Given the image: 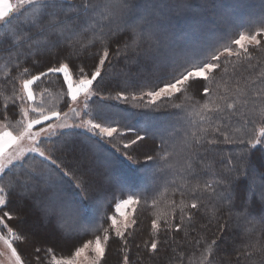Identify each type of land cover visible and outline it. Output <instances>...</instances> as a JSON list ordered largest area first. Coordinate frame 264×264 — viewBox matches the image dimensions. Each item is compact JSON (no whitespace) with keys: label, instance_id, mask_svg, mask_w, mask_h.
<instances>
[{"label":"snow or ice","instance_id":"6c2138e0","mask_svg":"<svg viewBox=\"0 0 264 264\" xmlns=\"http://www.w3.org/2000/svg\"><path fill=\"white\" fill-rule=\"evenodd\" d=\"M204 2L207 5L209 0ZM188 11L187 0H0V55L7 57L9 69L0 83L6 91L10 89L0 107V232L6 229V236L15 237V241H28V234L10 226L17 219L9 208L15 198L39 207L55 222L70 253L67 259L58 258L52 247L36 245L32 253L35 264H108L113 243L125 253L120 264H131L128 246L139 226L137 211L149 198H121L115 202V214L107 217L111 221L107 228L103 223L89 226L85 215L88 192L104 190L108 172L91 169L87 154L77 155L75 142L71 147L65 142L58 149L52 141V137L63 136L65 129L81 128L97 142L113 144L116 152L122 145L125 159L136 163L132 152L144 143L148 130L130 128L120 113H111L106 107L92 108L90 101L100 95L101 87L113 89L109 100L149 111L183 96L197 117L188 119L187 126L183 118L178 120L180 126L167 138L161 136L160 144L150 150L154 154L144 153L146 162L163 170L175 153V148L169 150V141L179 138L184 164L180 166L183 183L172 189L173 194L179 192L180 200H169V211L151 220V240L144 242L142 255L151 260L158 254L162 230L166 240L169 232L199 233L215 221L218 233H226L232 225L237 264L241 259L264 264V215H254L257 209H264V163L257 166L250 151L264 145V69L257 74L262 66L256 56L264 50V14L247 25L225 14L221 17L222 35L214 41L179 44L172 22ZM238 28L244 30L237 33ZM112 44L117 45L114 51ZM87 59L91 66L86 65ZM119 59L124 61L123 86L115 71L108 72ZM142 66L154 71L133 77V69ZM241 71L253 77L243 78L244 87L239 84ZM106 76L111 79L106 81ZM52 77L66 99L55 110H45L35 103V89ZM233 80L235 87L231 86ZM171 106L185 111L183 104ZM50 141L51 146H46ZM225 144L234 146L227 157L208 160L210 154L223 153ZM58 151L71 153L75 164L65 163L56 155ZM201 161L207 162L201 166ZM216 163L223 168L218 170ZM65 184L78 190L80 199L69 194ZM241 184L247 189L244 196L239 191ZM158 203L153 198L151 207ZM128 208L131 213L121 211ZM221 209L228 214L224 223L218 215ZM118 215L126 218L118 220ZM205 218L208 223L197 229V219ZM68 224L70 229L65 228ZM257 225L259 232L254 238ZM222 239L209 242L186 236L189 264H216ZM15 241L4 239L7 247L0 255L13 264H25L19 245L13 246Z\"/></svg>","mask_w":264,"mask_h":264},{"label":"trees","instance_id":"16d2710c","mask_svg":"<svg viewBox=\"0 0 264 264\" xmlns=\"http://www.w3.org/2000/svg\"><path fill=\"white\" fill-rule=\"evenodd\" d=\"M195 0L188 1L187 5H192L197 9V13L199 14V19H202L203 26L207 25L208 22H211V13L214 11V8H212V2L207 6L198 3H192ZM234 1V0H229ZM220 3V1H218ZM207 8V9H206ZM255 8H252V10ZM182 16L178 21H183ZM222 35V33H215L216 38L217 35ZM208 40V39H207ZM208 41L201 42V43H208ZM200 43V41H199ZM117 45L112 44V50L114 51L116 49ZM256 56L260 60L261 69H257V74L264 69V50H260L256 53ZM0 63H1V69H0V81H3L5 79V74L9 71L8 67H6L7 64V57L5 55H0ZM79 63V61H77ZM87 66H91V59H87L85 61ZM114 69L109 68L108 72L112 73L115 71V74L117 76L118 81L121 83V86H123V81L125 80V76L121 74V69L123 67L124 61L122 59L114 60ZM256 63V60H253V64ZM154 71V69L151 68V66L147 67H140V68H134L132 71V76L139 78L148 76L150 72ZM241 80L239 81L240 87H244L245 81L244 77H248V73L246 71H241ZM255 75V74H254ZM253 77H248V79H252ZM111 79V76H106V81ZM105 82H102L104 84ZM231 86H236V81L233 80L231 82ZM1 88H4L3 84L0 83V98L2 96L1 93H4L5 95L8 94V92H4ZM100 92V95H97L98 97H104L107 98L109 94L114 95V91L112 88H104L101 87L98 89ZM5 96L2 97L4 99ZM195 99H199V97H195ZM202 102V101H201ZM173 103H179L184 105L185 111L181 112L179 109H174L171 105ZM190 101L187 102L185 97H180L179 100L172 101V102H165L162 104L159 108L153 109L151 111H144L143 109H133L131 107H122L125 111H123L124 122L132 129L136 131H140L141 129H145V127H138L134 123V117L137 118L136 121H139L140 123L145 121L147 122L148 119L154 118L156 121H158V127L151 131L150 129H147V138L144 141V143L138 147L135 151L132 152V154L135 156L137 165L136 167L125 163L123 159H117V163L120 164L119 167H122L123 170H125L126 176H125V184L120 188L116 187L114 183L112 182V179L105 180L104 190L100 189H94L91 192L96 195H89L90 197L95 196H101V195H107L105 199H108V203L105 207V216H101L100 218H97L94 223L91 226L99 225L103 223V226L105 228L108 227L109 221L107 220V217L109 214L113 212V206L115 202L121 198H126L129 195H145L149 198L147 205H141L137 211V215L139 217V227L135 230L134 240L133 243L129 245L130 251H128V255L132 256V264H144L143 261L149 258L147 256L142 255L145 249V241L151 240V220L156 217L157 214L169 211L168 201L169 200H176L179 202L180 195L177 191L175 194H173L172 189L178 188L183 183L182 175L180 174V166L184 164V161L181 159V149H180V140L179 138L175 140L169 141V150L171 151L172 148H175V153L173 156H177L178 159H174L172 157L170 161V165L165 166L163 170L155 168V166H151V162H146L144 159V153L148 154H154L151 149H153L154 145L160 144V137L164 136L167 138L169 136V133L172 132L173 128H177L180 126L178 123V120L182 119V123H184L185 126H187V120H193L190 118L185 112L187 111L188 105ZM0 105H2L0 103ZM2 107V106H0ZM10 107H15L10 105ZM179 113V116L177 115ZM195 116V115H194ZM17 117V115H16ZM147 117V118H145ZM196 117V116H195ZM142 118V120H140ZM147 119V120H146ZM170 121V122H169ZM194 121V120H193ZM150 122V121H149ZM69 133V132H68ZM129 136H132V134L128 133ZM141 135H145L143 131H141ZM59 137V136H58ZM63 137H67L65 141H62ZM76 138H79L75 136L74 134H64L60 138V143H58L56 146L59 149L62 144L67 142L69 147L75 142L76 150L82 149V146L78 143V141H75ZM91 143V141L89 142ZM224 151L220 155L216 154H210L208 156V160L211 161H219L222 157H227L228 153L230 151L234 150L233 145H222L221 146ZM104 149V148H103ZM131 151V150H129ZM157 151L159 149L157 148ZM252 153V159L254 163L259 166L260 164L264 163V145H258L255 149L250 150ZM107 152V151H106ZM110 152V155L113 158H118L119 154L114 153L113 151ZM87 154V152L85 151ZM125 153V152H124ZM123 153V154H124ZM56 155L61 156L64 159V162L69 165H74L75 160L73 159V156L71 153L66 151H58ZM161 155H163V152H161ZM88 163L90 165V168L95 170L98 168V165L95 162V159L91 155H88ZM207 161H201V166H203L204 163ZM225 163L227 161L225 160ZM151 167V168H150ZM215 167L219 170L223 168V165H220L218 163L215 164ZM149 168L151 169L149 171ZM99 169V168H98ZM100 170V169H99ZM141 171V172H137ZM103 172V170H100ZM148 175L146 179V183L148 184L151 182V184L148 186H140L138 182L142 178L143 173ZM150 173V174H149ZM155 173V175H153ZM134 176V178H130L129 176ZM108 182V183H107ZM113 183V184H112ZM140 183V182H139ZM112 185H114L112 187ZM64 188L67 190V192L71 195H73L76 199L79 198L80 193L78 190H75L74 188L69 186H64ZM147 189V191H145ZM240 194L242 196L246 195L247 189L244 184L240 185L239 188ZM82 195V194H81ZM81 197V196H80ZM153 198H156L159 203L157 204L156 208L151 207V201ZM19 200L13 198L12 202L9 205V208L14 210L17 219L10 222V226L15 225L19 230H21L25 234H30L31 237H28V241L26 243L20 242L17 243L15 241L14 246H18V252L21 254L22 259H24L25 264H35V257L32 255L34 252V246H42V247H52L57 257H69L70 253L67 251V243L64 238V234L58 232L55 222H50L49 218H45L43 214L40 212V209L28 205V204H22L19 205ZM102 202L99 204L102 206ZM100 209V208H99ZM8 210V209H5ZM2 214V213H0ZM88 214V210L85 211V215ZM178 213H177V220L176 222L179 223L178 219ZM220 216V223H224L226 219H228V214L225 210L221 209L218 213ZM254 215L259 217L260 215H264V209H257L254 212ZM94 220V219H93ZM107 221V222H105ZM162 223V222H161ZM208 220L205 219H197L195 223V227L197 229H200L201 224H207ZM51 225V226H50ZM66 229H70L71 225L68 224L65 226ZM213 231V232H212ZM34 232V233H32ZM217 231V223L215 221L212 222V224L205 230L200 229L199 233L202 235L198 239H207L209 242L211 241L210 234H213ZM259 232V226L257 225L256 229L253 231V237L255 238L258 235ZM192 233H187V230L181 231L178 234H174L169 232L167 234V238L165 240V234L162 230L160 233V239L162 241L158 254L153 256L151 258L152 263L149 262V264H181V257H183V264H189V256L191 255L190 248L185 243V237L187 236L188 239H191ZM209 234V235H208ZM223 235V239L219 241L220 247L218 250V255L216 259V264H235V259L237 258V252L235 251L236 245L234 244V230L231 224H229V228L226 233H219L218 238L220 235ZM169 244H172L175 246V253H172L169 251ZM136 245H139L140 247H143L141 250V254L137 253V247ZM139 247V248H140ZM185 252L188 253V255H185ZM125 253L120 251V248L118 247L117 243H113L111 245V248L108 252V264H120L122 261L123 255ZM198 255V253H197ZM131 259V258H130ZM240 264H248L247 261L241 259Z\"/></svg>","mask_w":264,"mask_h":264},{"label":"rangeland","instance_id":"374dc122","mask_svg":"<svg viewBox=\"0 0 264 264\" xmlns=\"http://www.w3.org/2000/svg\"><path fill=\"white\" fill-rule=\"evenodd\" d=\"M188 1H190V0H187V3H188ZM218 1H220V3H218ZM11 2L15 3V0H11ZM201 2H203L202 4L206 5L204 0H195L192 3L200 4ZM211 2H212V8H214V11L211 14L214 16H211L212 17L210 19L211 22H208V24L205 26H203V24H202V19H199V14L197 13V9L195 7H193L192 5H187L189 8V11L185 14L183 21L173 20L172 23L175 26L174 31L176 34L175 39H176L177 43L184 44V43L199 42V41L201 43V42H204V39H205V42L208 40H209V42L214 41L215 39H217L218 37L221 36V34L217 35L218 37L216 38L215 33H218V32L222 33L221 17L224 16L225 14L228 17H230L232 20L237 22L238 24H243V25H247L250 21L256 20L262 14H264V0H234L231 2L229 0H209V3L207 4V6ZM252 8H255V9L252 10ZM241 30H244V29L238 28L236 31L238 33ZM253 30H255V28H253ZM1 66L2 65L0 63V69H1ZM1 89L4 92H8L7 95L10 94V89L7 91L4 88H1ZM35 93H36L35 94V103L42 105L45 108V110L50 109V108L55 110L56 108L63 105L64 100L66 99V97L62 96L61 86L56 81L55 77H52L50 82L45 81V82L41 83L39 85V87H37L35 89ZM1 94H2V96L0 98V103L2 105H0V106L3 107V105L6 101H5V98L2 99V97L6 96V95L4 93H1ZM186 101L189 102V100H187V99H186ZM90 106L92 108H96L98 106L99 107H106L107 110H109L111 113H120L124 117H126L123 113V111H125V110L122 109V107H128V105H125L121 102H116L113 100H109L108 98H104V97L102 98V97H98V96H94L91 99ZM129 107H131V106H129ZM131 108H133V107H131ZM133 109L138 110V109H143V108H133ZM64 110L67 111L66 106L64 107ZM143 110L146 112L149 111V110H145V109H143ZM185 113L190 118H192L193 120L197 119V117H195L193 114H191V112L188 108H187V111ZM145 118H147V117H145ZM16 119L17 120L19 119L18 111H17ZM136 120H137V118L134 117V120H133L134 123L138 127H141V128L145 127L147 129H150L151 131H154L158 127V121H156V119H154V118L148 119V121L147 122L145 121V123L144 122L140 123L139 121H136ZM140 120H142V118H140ZM68 122L72 123L71 120H69ZM64 134H74L75 136L79 137V138H76L75 141H78V143L82 146V149H77V155L80 152H85V151L87 152L88 155H91L93 157V159H95V162L98 165V168L100 170H103V171L107 170L109 179L110 180L112 179V182L114 183V185L116 187L121 188L125 184L124 183L126 181L125 176L127 173L125 170H123L122 167H119L120 164L117 163V159H123L125 163H128L134 167H136V165H137V162L131 163L127 159H125L124 154H123L125 152V150H123L122 145H120L121 151L116 152L115 146L113 144H109L107 142H97L96 137H93L89 132H87L81 128L65 129ZM130 134H132V137L134 138V134L131 132H130ZM60 138H61V136L52 137V141H55L56 145H57L58 143L61 142ZM66 139H67V137H63L62 141H65ZM90 141H91V143H89ZM46 146H51V141ZM108 151H113L114 153L119 154L118 158H113L110 155V152H108ZM172 157L174 159H178L177 156H172ZM150 165L152 166L151 163H150ZM150 168H149V171L151 170ZM141 171L137 170V172H141ZM129 177L134 178V176H132V175ZM147 177H148V175H146V171H145V173H143L142 178L139 181L140 183L138 182V184L140 186H144V185L146 186ZM150 184H151V182H149L147 185L149 186ZM69 185L70 184H65L64 186H69ZM104 185H105V183H104ZM114 185H112V187ZM91 191L92 190H89V192H88L89 195H91V194H92V196L96 195V194H94L95 191H93V193ZM80 196H81V193H80ZM80 196L77 199H80ZM106 196L107 195H101V196H95V197L89 196L90 199L87 202L88 207L85 209V211L88 210V214L86 215V220H87V222H89V226H91L94 223L93 221H95L97 218H100L101 216H105V207L108 203V199H105V198H107ZM102 201H103V203L101 206L99 203ZM18 204L22 205L20 203H18ZM133 207H135V206H133ZM36 208L40 209L39 207H36ZM115 211L116 210H115V204H114L113 212L111 214H109V216H112L113 214H115ZM121 211L122 212L128 211L129 213H131V208H128L126 210L122 209ZM40 212L43 214L41 209H40ZM43 216L45 218H47L44 214H43ZM125 218L126 217L123 215L117 216V219L121 220V221L124 220ZM226 221H228V219H226ZM226 221H224V222H226ZM110 223H111V221H109V224ZM6 232H7L6 229L4 230V232H0V253H3L7 247V245L4 243V239H8L9 241L15 240V237H13V236H6ZM32 233H34V232H32ZM223 235L224 234H222V237H223ZM29 236L31 237V235L28 233V237ZM192 236H194L196 238H200L202 235L200 233H197L194 231L192 233ZM218 236H219L218 232H214L213 234H210L211 239L212 238H218ZM17 243H20V241H17ZM142 249H143V247H140L139 249H137L138 250L137 253L141 254ZM174 249H175V246L172 244H169V251L172 253H175V251H173ZM58 258L67 259L68 257H58ZM130 258H131V264H132V256H130ZM234 261H235V264H237V258ZM149 262L152 263V260L146 259L145 261H143L144 264H149ZM240 263L241 262H239V264ZM0 264H13V262L6 255H0ZM46 264H47V262H46Z\"/></svg>","mask_w":264,"mask_h":264}]
</instances>
